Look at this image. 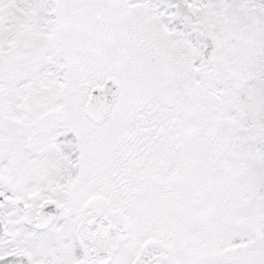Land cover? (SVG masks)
<instances>
[{
    "label": "snow or ice",
    "instance_id": "1",
    "mask_svg": "<svg viewBox=\"0 0 264 264\" xmlns=\"http://www.w3.org/2000/svg\"><path fill=\"white\" fill-rule=\"evenodd\" d=\"M0 264H264V0H0Z\"/></svg>",
    "mask_w": 264,
    "mask_h": 264
}]
</instances>
